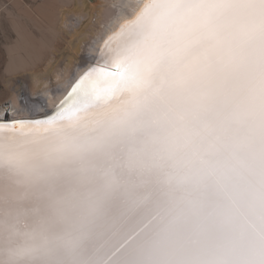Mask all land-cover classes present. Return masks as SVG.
Wrapping results in <instances>:
<instances>
[{"label":"clouds","instance_id":"1","mask_svg":"<svg viewBox=\"0 0 264 264\" xmlns=\"http://www.w3.org/2000/svg\"><path fill=\"white\" fill-rule=\"evenodd\" d=\"M96 40L0 128V264H264V0H108Z\"/></svg>","mask_w":264,"mask_h":264},{"label":"rangeland","instance_id":"2","mask_svg":"<svg viewBox=\"0 0 264 264\" xmlns=\"http://www.w3.org/2000/svg\"><path fill=\"white\" fill-rule=\"evenodd\" d=\"M106 8L108 0H0V104L17 93L35 96L54 87L60 83L58 76L67 79L81 62L84 46L100 31ZM75 34L85 38L67 68ZM30 52L40 53L41 60L27 63L26 71H7L10 59H26Z\"/></svg>","mask_w":264,"mask_h":264},{"label":"snow or ice","instance_id":"3","mask_svg":"<svg viewBox=\"0 0 264 264\" xmlns=\"http://www.w3.org/2000/svg\"><path fill=\"white\" fill-rule=\"evenodd\" d=\"M97 40L90 41L84 46L81 62L76 66L70 78L71 84L67 92L59 86L32 95L22 96L17 93L15 98L5 100L0 104V128L15 129L25 124H40L45 121L55 120L63 111L62 102L53 109H49V103L56 95L63 94L65 97H73L79 92H83L86 83H95L91 73L94 68H98L96 63L98 57L95 54ZM115 73H113L114 75Z\"/></svg>","mask_w":264,"mask_h":264},{"label":"bare ground","instance_id":"4","mask_svg":"<svg viewBox=\"0 0 264 264\" xmlns=\"http://www.w3.org/2000/svg\"><path fill=\"white\" fill-rule=\"evenodd\" d=\"M61 1L62 2H66L67 0H61ZM107 12H108V8H106L105 13L103 15V20L101 21V25L102 26L105 23L106 16H107ZM101 29H102V27L100 28V31H101ZM100 31H98L97 34L95 33L96 34V37H97V35L99 34ZM78 32H79V30H78ZM73 37L74 38L71 37V40L69 42V50H68L69 52H68V56L66 58V66H67V68H69L72 65L73 61L75 60V56L77 54V50L79 51V49H80L79 47H80L81 42L83 41L84 35H80V34H77L76 35L75 34V36H73ZM96 37L95 38H90V41L96 40ZM27 53L28 52H25V54H27ZM40 60H41V54L40 53H36V52H30V55H28L26 59H21L19 57H14V58L10 59L9 64H8V68H7V71L8 72H11V71H16L18 69H23V71H26L24 69L27 66V63L30 62V64H28V65L29 66H33L37 61H40ZM29 66H27V69L29 68ZM72 74H73V71H72ZM72 74L69 77H67V79H70L72 77ZM10 83H11L10 81L7 82L8 85ZM28 90H30V88ZM28 92L26 93V96H28L29 94H31V93H28ZM13 96H15V95H13ZM32 97L34 98L35 96H32Z\"/></svg>","mask_w":264,"mask_h":264}]
</instances>
